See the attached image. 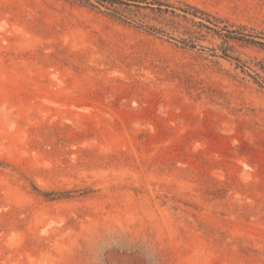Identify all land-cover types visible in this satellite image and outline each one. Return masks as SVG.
I'll return each mask as SVG.
<instances>
[{
	"label": "rangeland",
	"instance_id": "1",
	"mask_svg": "<svg viewBox=\"0 0 264 264\" xmlns=\"http://www.w3.org/2000/svg\"><path fill=\"white\" fill-rule=\"evenodd\" d=\"M141 1L0 0V264H264V0Z\"/></svg>",
	"mask_w": 264,
	"mask_h": 264
},
{
	"label": "trees",
	"instance_id": "2",
	"mask_svg": "<svg viewBox=\"0 0 264 264\" xmlns=\"http://www.w3.org/2000/svg\"><path fill=\"white\" fill-rule=\"evenodd\" d=\"M82 5L94 7L100 9V7H105L107 10L112 12L114 16L121 18L123 15L120 12L121 9H128L135 3H145L150 5H156L157 10L161 12H168L170 5L163 3L162 1H155L146 3L141 0H73ZM154 8V7H152ZM174 10H171V14L174 16H181L185 19H188V16L198 18L199 21H193L195 24L201 28H205L210 31H214L216 34L220 35L224 39H234L238 41H243L250 44H259L264 46V37L259 35L246 33L245 30L241 27H230L229 25H221L224 20L221 17L212 15L210 12L205 11L197 6L191 4H184V7H173ZM178 11V12H177ZM148 31L152 33H161L159 29L154 27H145ZM191 37H194L191 35ZM190 37V40H191ZM181 42L188 44L186 39H183ZM230 57V55H226Z\"/></svg>",
	"mask_w": 264,
	"mask_h": 264
}]
</instances>
